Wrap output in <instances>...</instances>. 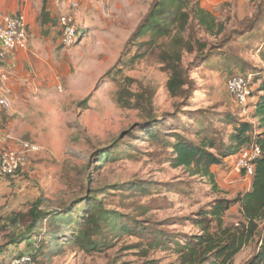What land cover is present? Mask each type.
<instances>
[{
	"label": "rangeland",
	"instance_id": "374dc122",
	"mask_svg": "<svg viewBox=\"0 0 264 264\" xmlns=\"http://www.w3.org/2000/svg\"><path fill=\"white\" fill-rule=\"evenodd\" d=\"M151 1L30 0L29 17L38 20L41 28L38 57L28 69L37 89L27 103L22 101L27 96L18 94L13 128L22 135L21 141L38 151L29 155L14 176L23 182L19 191L40 193L42 210L54 211L53 216L59 210L63 216L69 212L81 221L82 205L66 211L63 207L92 193L106 209L134 216L144 226L154 223L169 234L197 235L199 230L185 218L207 210L219 197L231 200L245 193L251 180L230 174L235 155L211 167L214 185L189 169L173 168L171 148L150 138L148 132L156 129L170 142L173 134L197 141L199 116L215 119L217 114L229 112L237 120L252 123L256 134L264 133L257 128L251 109L260 83L251 71L261 66L256 51L259 40L232 33L245 29V20L256 8L249 0H225L212 11L225 22L224 34L230 36L224 40L223 34L210 38L198 33L207 44L204 53L211 52V57L201 56L196 49L184 53L182 66L187 69L189 89L171 97L166 88L169 74L156 54L141 49V57L132 66L117 63L136 54L137 48L131 45L122 56ZM43 3L51 18L48 34L40 23ZM65 14L76 20L81 34L72 48L60 44L58 20ZM234 74L250 77L252 95L244 108L237 107L226 90V80ZM118 96L123 97L121 103ZM150 117L155 118L154 126L148 123ZM214 123L219 132L216 138L226 141L231 126L218 119ZM245 149L249 147L241 150ZM11 212L0 215V220ZM53 216L42 221L43 253L36 264H175L172 250L149 249L139 238L127 235L111 240L101 253L76 251L69 244L66 228L55 225ZM238 219L239 206L235 205L225 221L230 224ZM257 248L253 240L232 264H258Z\"/></svg>",
	"mask_w": 264,
	"mask_h": 264
},
{
	"label": "trees",
	"instance_id": "16d2710c",
	"mask_svg": "<svg viewBox=\"0 0 264 264\" xmlns=\"http://www.w3.org/2000/svg\"><path fill=\"white\" fill-rule=\"evenodd\" d=\"M262 1L249 0V4L256 8V12L245 20L243 31L232 32L245 36L248 40L255 38L259 40L256 51L261 66L251 71L255 81L260 83L255 101L251 102V109L252 117L258 121L257 128L260 130H264V5ZM40 17L42 26L51 21L44 3ZM225 30V22L214 13L201 8L197 1L152 0L149 10L127 40L124 46L125 53L122 56H125L131 45L137 48L136 54L117 63L124 67L132 66L134 61L141 57L142 54L139 52L141 49L146 51L145 53L156 54L158 62L169 74L166 82L167 91L171 97H176L187 91L190 85L187 69L182 66L183 54L192 53L196 49L201 56L211 57V52L204 53L207 44L198 37V33L203 32L210 38H217L223 34L221 39L227 40L230 35L226 37ZM224 57L231 60L230 55L225 54ZM234 75L247 77L242 74ZM118 97L121 103L123 97ZM215 117L210 119L203 114L199 116L200 130L197 133V141L173 134V142H170L165 137L161 138L156 129L148 132L150 138L171 148L173 157L170 163L173 168L189 169L192 175L207 177L212 185H214V175L210 171L212 166L221 165L226 158L236 156L244 147L256 145L261 149L262 154L255 162L248 191L231 200L219 197L207 210L200 209L192 217L185 218L199 230V234L177 236L154 226V223L144 226L134 216L106 209L92 193H86L84 197L74 199L63 207L66 211L73 205H82L81 221L75 220L69 212L63 216L58 212L59 210H56L57 214L53 216L54 211L42 210L40 196L25 212L4 218L3 225L0 226V232L3 233L0 254L7 252L9 246L17 250L22 244L27 251L25 254H29L36 264L38 257L43 253L42 221L46 217L53 216L55 225L61 226L62 229L66 228L71 247L83 253H101L109 247L111 240L127 235L139 238L149 249L172 250L176 256L175 264H232L235 256L247 244L256 240L258 248L255 261L258 264L263 263L264 133L256 134V128L252 123L237 120L229 112L217 114ZM217 119L224 125L231 126L226 141L216 138L219 132L214 127V121ZM155 122V118L152 117L148 120L152 126ZM75 202L77 203L74 204ZM235 205L239 206L240 219L235 223H226V214ZM24 220L26 223H23ZM149 264L153 263L149 262Z\"/></svg>",
	"mask_w": 264,
	"mask_h": 264
},
{
	"label": "crops",
	"instance_id": "0c3cea01",
	"mask_svg": "<svg viewBox=\"0 0 264 264\" xmlns=\"http://www.w3.org/2000/svg\"><path fill=\"white\" fill-rule=\"evenodd\" d=\"M193 1H197L201 8L206 9L209 12H212L217 6L219 7V5L225 2V0ZM17 13H24L28 17L27 22L29 24L28 30L30 33L29 46H31L32 49H29L28 46L27 50L24 51L6 52V58L3 65L1 66V71H3L6 75L4 87L8 92L10 107L7 110L0 108V150L13 148L14 141L11 139L20 140V138H22V135L20 133H16L13 128L15 125V117L13 114L14 106L16 105L17 101H19L18 94L21 93L22 96H27V98H22V101L26 100L25 102L27 103L32 99L28 98L31 96L30 94H32L34 90L37 89L36 85L33 84L34 80H32L31 73L28 71V69H30L33 59L38 57L39 51L37 50V45L39 39L37 38H39L38 35L41 28L39 30V27H37L38 20H34L29 17L30 0H0V22L4 16ZM49 26L50 24L44 26L46 31H48ZM48 33L49 31L47 34ZM4 113L6 114V119H4ZM22 183L23 182H21L20 178L15 176L6 178L0 176V215L7 213L8 210L12 211L8 216L13 214L15 215L20 212L23 213L29 209L30 204L35 202L41 196V194L37 193V191H34L33 194H28L29 190L31 189H29L27 192L24 189L19 191L21 187L20 185H22ZM34 196L36 197L35 199L33 198ZM3 222L4 220H0V226L3 225ZM0 235L3 236V233L0 232ZM1 238L2 237H0V245L3 244V240H1ZM25 253H27V251L22 244L19 245L17 250H13V246H9L7 252L5 251L4 253L0 254V263H6L17 255Z\"/></svg>",
	"mask_w": 264,
	"mask_h": 264
},
{
	"label": "built area",
	"instance_id": "2783aa9c",
	"mask_svg": "<svg viewBox=\"0 0 264 264\" xmlns=\"http://www.w3.org/2000/svg\"><path fill=\"white\" fill-rule=\"evenodd\" d=\"M74 7V4H72ZM60 44L64 48L74 47L81 38L76 20L68 14L59 18ZM29 46V30L26 17L22 13L4 16L0 22V108L9 109L8 92L4 87L6 75L1 71V66L8 51H24ZM226 90L229 97L237 107L244 108L248 105L252 95L250 77L233 75L226 80ZM13 148L0 150V176L13 177L25 165L30 154L38 151V147L17 139ZM261 149L251 145L249 149L241 150L234 157L230 174L244 178H252L255 162L261 157ZM4 264H35L29 254L10 259Z\"/></svg>",
	"mask_w": 264,
	"mask_h": 264
}]
</instances>
